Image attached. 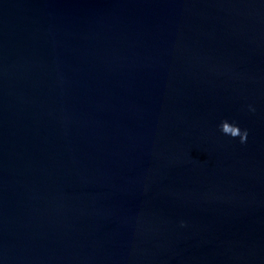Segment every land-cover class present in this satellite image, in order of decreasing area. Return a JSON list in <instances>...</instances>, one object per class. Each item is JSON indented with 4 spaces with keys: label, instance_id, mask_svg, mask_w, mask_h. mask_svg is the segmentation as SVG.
Listing matches in <instances>:
<instances>
[{
    "label": "water",
    "instance_id": "water-1",
    "mask_svg": "<svg viewBox=\"0 0 264 264\" xmlns=\"http://www.w3.org/2000/svg\"><path fill=\"white\" fill-rule=\"evenodd\" d=\"M0 264H264V0H0Z\"/></svg>",
    "mask_w": 264,
    "mask_h": 264
},
{
    "label": "clouds",
    "instance_id": "clouds-1",
    "mask_svg": "<svg viewBox=\"0 0 264 264\" xmlns=\"http://www.w3.org/2000/svg\"><path fill=\"white\" fill-rule=\"evenodd\" d=\"M220 130L225 135H230L231 137L235 138L239 136L241 138V142H245L247 138V130L241 131V129L235 125L230 124L227 120H224L220 124Z\"/></svg>",
    "mask_w": 264,
    "mask_h": 264
}]
</instances>
